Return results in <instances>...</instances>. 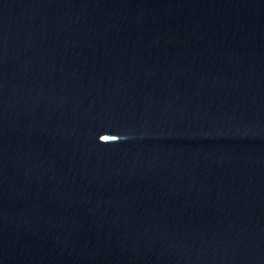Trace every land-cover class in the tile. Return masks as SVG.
Returning a JSON list of instances; mask_svg holds the SVG:
<instances>
[{"label":"water","instance_id":"obj_1","mask_svg":"<svg viewBox=\"0 0 264 264\" xmlns=\"http://www.w3.org/2000/svg\"><path fill=\"white\" fill-rule=\"evenodd\" d=\"M0 264H264V0H0Z\"/></svg>","mask_w":264,"mask_h":264}]
</instances>
